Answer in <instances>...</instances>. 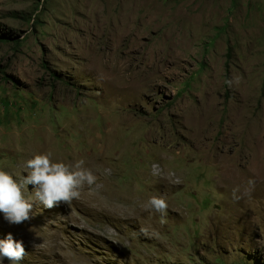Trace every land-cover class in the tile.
<instances>
[{
    "label": "rangeland",
    "instance_id": "374dc122",
    "mask_svg": "<svg viewBox=\"0 0 264 264\" xmlns=\"http://www.w3.org/2000/svg\"><path fill=\"white\" fill-rule=\"evenodd\" d=\"M49 152L97 180L20 264H264V0H0V170Z\"/></svg>",
    "mask_w": 264,
    "mask_h": 264
},
{
    "label": "clouds",
    "instance_id": "9594fccd",
    "mask_svg": "<svg viewBox=\"0 0 264 264\" xmlns=\"http://www.w3.org/2000/svg\"><path fill=\"white\" fill-rule=\"evenodd\" d=\"M226 83L231 86L232 81ZM83 165L84 161L81 159L70 167L54 160L49 152L37 154L27 160L24 164L27 175L21 179H14L11 173L0 170V214L4 221L9 225H19L30 219L32 198L24 195L28 185L33 186L35 199L47 209L58 206L61 202L69 204L73 199H79L83 188L93 185L97 180L92 170ZM251 183L250 180L249 184ZM146 207L159 213L161 223L164 222L168 205L163 195L149 198ZM24 256L22 240H14L11 233L0 239V264H4L5 258L9 264H20Z\"/></svg>",
    "mask_w": 264,
    "mask_h": 264
},
{
    "label": "bare ground",
    "instance_id": "6f19581e",
    "mask_svg": "<svg viewBox=\"0 0 264 264\" xmlns=\"http://www.w3.org/2000/svg\"><path fill=\"white\" fill-rule=\"evenodd\" d=\"M94 139V138H93ZM106 153V152H105ZM104 153V154H105ZM89 154V153H88ZM101 154V153H100ZM92 155V154H91ZM90 154H89V156H91ZM99 156L100 155H98V158L97 159H99ZM102 156V155H101ZM81 157L82 156H79V158H78V160H74V162L71 160V163L70 164H68V166H73L77 161H79V160H81ZM72 158H74V157H72ZM90 158V157H89ZM105 158V157H104ZM97 159H91L90 158V160H91V162L92 163H95L97 166H99V167H102V168H104L105 166H106V164H104V163H97L96 161H97ZM104 160H106V159H104ZM147 171H149V176H150V178H151V180H153V179H156V175L154 174V172L153 171H150V169H148ZM156 171V170H155ZM253 172H254V170H250L249 172H248V174L252 177V178H255V175L253 174ZM148 173V172H147ZM162 174V173H161ZM148 175V174H147ZM161 176V175H160ZM149 178V177H148ZM160 178V177H159ZM163 178V177H162ZM166 178V177H165ZM149 180V179H148ZM166 180H168V179H166ZM157 181H158V179H157ZM182 181V180H181ZM228 181V180H227ZM168 183H170V182H168ZM220 183H222L221 181H220ZM170 185V184H169ZM240 185V184H239ZM166 186H167V184H166ZM171 186V185H170ZM173 186H174V184H173ZM237 186V185H236ZM169 187V186H168ZM174 188V187H173ZM86 193H88V192H86ZM88 195V197H86L85 198V202L88 204V206H90V207H92L93 206V204L95 205V206H97V207H100V208H102L101 207V202L103 201V196H102V194L101 193H97V194H95V192H91V193H88L87 194ZM86 204V205H87ZM103 209V208H102ZM127 212H128V208L127 207H122L120 210H119V213H121V214H123V215H127ZM135 214L137 215V214H141V210L140 209H135Z\"/></svg>",
    "mask_w": 264,
    "mask_h": 264
},
{
    "label": "trees",
    "instance_id": "16d2710c",
    "mask_svg": "<svg viewBox=\"0 0 264 264\" xmlns=\"http://www.w3.org/2000/svg\"><path fill=\"white\" fill-rule=\"evenodd\" d=\"M3 42H7V41L4 40Z\"/></svg>",
    "mask_w": 264,
    "mask_h": 264
}]
</instances>
